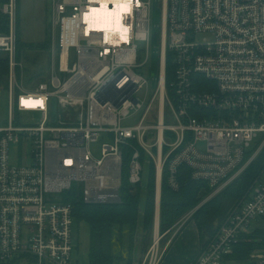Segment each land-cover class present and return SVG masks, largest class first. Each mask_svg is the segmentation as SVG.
<instances>
[{
    "label": "built area",
    "instance_id": "1",
    "mask_svg": "<svg viewBox=\"0 0 264 264\" xmlns=\"http://www.w3.org/2000/svg\"><path fill=\"white\" fill-rule=\"evenodd\" d=\"M151 12L152 0H52L49 75L25 87L17 60L18 3L0 4L9 21V31H0V52L10 64L8 122L0 120V262L80 264L72 257L74 206L64 193L78 184L86 203L121 200L129 145L132 186L142 181L146 162L156 166L153 237L142 264H161L170 243L162 248L161 242L171 231L160 229L164 170L178 190L177 172L188 166L192 179L211 189L203 204L264 150V0H162L158 71L150 82L141 70L149 58ZM110 16L118 19L114 31L102 26ZM151 85V99H142L138 93ZM36 113L39 123L32 122ZM25 114L32 115L28 123ZM131 116L138 117L135 124H122ZM100 139L97 156L91 145ZM12 144L22 147L16 158ZM260 219L264 168L193 264H227ZM244 264H264V249Z\"/></svg>",
    "mask_w": 264,
    "mask_h": 264
},
{
    "label": "trees",
    "instance_id": "2",
    "mask_svg": "<svg viewBox=\"0 0 264 264\" xmlns=\"http://www.w3.org/2000/svg\"><path fill=\"white\" fill-rule=\"evenodd\" d=\"M8 0H0V4ZM20 1L18 0V27H17V60H34L30 54L38 53L33 50H47L48 42L39 43L36 46L23 40L20 30ZM0 31H9V21L6 15L0 13ZM41 53V52H40ZM40 54H36L39 57ZM171 56L167 58V80L172 79L173 67ZM32 62V61H31ZM10 72L9 57L7 53L0 52V89L8 88ZM21 68L18 67V76L21 79ZM33 73V72H32ZM23 70V80H33V75ZM133 149L124 146V164L121 186V201L116 203H86L82 196L81 187L73 184L68 192L64 193V201L74 206L73 216L75 220L86 222L89 225V260L90 264H121L124 262L123 255V230H130V257L125 264H133L132 247L135 230L142 227L151 235L155 221V197H156V166L153 160L148 164L147 183L132 186L129 181L128 167ZM142 160H144V155ZM264 168V150L223 191L204 202L192 215L200 233L201 251L209 240L216 234L229 214L227 204H236L248 195L252 183ZM144 174V173H143ZM169 173L165 169L162 176V194L160 210L161 232L171 230L172 235L177 228L179 219L187 212L196 208L211 193V189L205 182L193 180L188 166H180L177 172L179 189L173 190L168 182ZM118 229V230H117ZM168 234V235H169ZM117 244V246H116ZM264 249V227L257 228L248 240L235 244L234 251L228 256L227 264H244L250 254ZM0 264H6L0 262Z\"/></svg>",
    "mask_w": 264,
    "mask_h": 264
},
{
    "label": "rangeland",
    "instance_id": "3",
    "mask_svg": "<svg viewBox=\"0 0 264 264\" xmlns=\"http://www.w3.org/2000/svg\"><path fill=\"white\" fill-rule=\"evenodd\" d=\"M51 2L52 0H21L20 1V30L22 31V37L24 41H28L31 45L36 46L39 43L48 42L50 45L53 40V30H52V20H51ZM18 3V0H17ZM162 0H152V14H151V28H150V41H149V58L145 62V64L142 67L141 72L145 74V76L148 77V80L151 82L152 76L154 74H157L158 71V62H159V53H160V46H161V24H162ZM19 12V11H18ZM18 27V26H17ZM139 46H143V43H139ZM33 52H38L32 55L31 57L35 59L34 60H25L22 61L24 70H27V72H33L32 75L33 80L27 82L26 77L24 78V82L21 84L25 87L34 86L36 83H38L41 79L46 78L49 75V63H50V54L49 49L47 50H33ZM41 52V53H40ZM36 54H40L39 57L36 56ZM145 57L140 60V62L144 61ZM32 61V62H31ZM140 71V70H139ZM152 85L147 90H142L138 94L141 96L142 99L146 98V100L151 99L154 90L151 88ZM147 91V92H146ZM8 116V88H1L0 89V120L3 121L4 124L8 122L7 120ZM32 115H23L22 116V122L28 123L29 117ZM32 117L34 119L32 120L33 123H39L41 121V116L36 113ZM138 120L137 116H131L129 118H126L122 121V124H135ZM16 124H21L19 114L16 116ZM52 125H55L54 123H51ZM262 134H260V137L257 138L254 141V145H258L261 141ZM104 140L100 139L99 142L93 143L91 145V150L95 153V155L99 156L101 152L102 143ZM16 147H18L16 149ZM31 148V144L29 143L27 145V151H29ZM22 147L20 145L12 144V155L14 158L16 156L22 154ZM24 164H30L32 160L30 158H23ZM18 163V160L16 161ZM147 170H148V164H145V171L143 174V184L145 185L147 183ZM241 201V200H240ZM237 205V203L235 204ZM234 204H227V209L229 210V213L231 210L235 207ZM194 208L193 210H195ZM193 210L185 213L179 221H182L183 219L187 217H191L189 221L183 225L188 230L192 226H194L195 220L192 219ZM182 225H178V227L181 228ZM222 226V225H221ZM220 226V227H221ZM219 227V228H220ZM264 227V219H260L258 221L252 222L251 228H258ZM180 228H177V230H174L173 234L170 235L169 232L166 237L161 242V247L163 248L168 241H170L167 249L170 247V244L173 242V240L176 238L178 231ZM118 230V229H117ZM123 255L125 256V259L127 260L130 257L129 252V246H130V230L129 228H126L123 230ZM149 235L146 230H144L142 227H138L135 230L134 234V240H133V249H132V258H133V264H142L143 259L146 256V253L152 244V236ZM72 242L74 245V250L72 253V257L74 261H78L80 264H90L89 260V225L86 222L74 220L73 226H72ZM117 246V244H116ZM166 249V250H167ZM166 252V251H165ZM164 256V255H163ZM163 259V258H162ZM125 260V261H126ZM124 262H121V264H125ZM162 263V262H161ZM9 264H34L33 261H27L24 259L17 260L13 263Z\"/></svg>",
    "mask_w": 264,
    "mask_h": 264
},
{
    "label": "crops",
    "instance_id": "4",
    "mask_svg": "<svg viewBox=\"0 0 264 264\" xmlns=\"http://www.w3.org/2000/svg\"><path fill=\"white\" fill-rule=\"evenodd\" d=\"M189 219L191 217L179 225H185ZM183 225L181 228L177 226V228H180L178 234L166 250L161 264H193L197 260L201 252V239L197 225L194 222V226L188 230Z\"/></svg>",
    "mask_w": 264,
    "mask_h": 264
},
{
    "label": "water",
    "instance_id": "5",
    "mask_svg": "<svg viewBox=\"0 0 264 264\" xmlns=\"http://www.w3.org/2000/svg\"><path fill=\"white\" fill-rule=\"evenodd\" d=\"M52 118H53V122L56 121L57 119V99L53 98L52 100ZM121 200H118L117 202H120ZM202 204L198 205L196 207V210L201 206Z\"/></svg>",
    "mask_w": 264,
    "mask_h": 264
},
{
    "label": "bare ground",
    "instance_id": "6",
    "mask_svg": "<svg viewBox=\"0 0 264 264\" xmlns=\"http://www.w3.org/2000/svg\"><path fill=\"white\" fill-rule=\"evenodd\" d=\"M113 2H115L117 4L118 0H113ZM117 6H115L114 12H117ZM110 18L113 19V21H111L109 24H108L107 21H103V25L102 26H104V27L105 26H107V27L113 26L114 27L113 31H114V30H116L115 27L117 25L116 22H118V19L115 18V20H114V17H111V16H110Z\"/></svg>",
    "mask_w": 264,
    "mask_h": 264
}]
</instances>
